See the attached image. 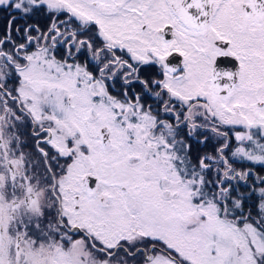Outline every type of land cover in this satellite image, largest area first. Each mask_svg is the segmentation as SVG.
I'll return each instance as SVG.
<instances>
[{
	"label": "snow or ice",
	"instance_id": "snow-or-ice-1",
	"mask_svg": "<svg viewBox=\"0 0 264 264\" xmlns=\"http://www.w3.org/2000/svg\"><path fill=\"white\" fill-rule=\"evenodd\" d=\"M0 264H264V0H0Z\"/></svg>",
	"mask_w": 264,
	"mask_h": 264
},
{
	"label": "flooded vegetation",
	"instance_id": "flooded-vegetation-1",
	"mask_svg": "<svg viewBox=\"0 0 264 264\" xmlns=\"http://www.w3.org/2000/svg\"><path fill=\"white\" fill-rule=\"evenodd\" d=\"M20 171H21V170H20L19 168H17V173H18V174L20 173Z\"/></svg>",
	"mask_w": 264,
	"mask_h": 264
}]
</instances>
